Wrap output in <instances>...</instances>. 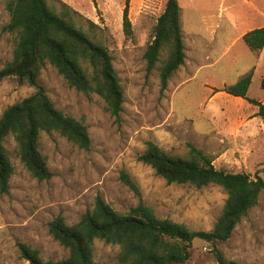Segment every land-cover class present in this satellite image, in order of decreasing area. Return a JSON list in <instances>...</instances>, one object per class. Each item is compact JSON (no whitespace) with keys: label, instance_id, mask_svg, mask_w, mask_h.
I'll list each match as a JSON object with an SVG mask.
<instances>
[{"label":"rangeland","instance_id":"obj_1","mask_svg":"<svg viewBox=\"0 0 264 264\" xmlns=\"http://www.w3.org/2000/svg\"><path fill=\"white\" fill-rule=\"evenodd\" d=\"M178 2L187 59L162 90L159 68L167 52L149 74L144 55L167 0H129L131 36L123 25L126 0H49L58 13L61 3L77 11L75 26L109 50L125 102L116 121L101 97L70 88L53 66H46L38 84L58 110L88 127L92 144L84 150L58 132H43L40 148L53 176L38 181L21 163L14 140L8 139L15 175L10 193L0 194V264H30L20 257L18 242L39 251L45 261L67 257L49 224L58 216L69 225L77 223L99 195L121 214L142 202L159 219L192 231L212 230L223 212L225 191L217 185L168 184L139 161L147 142L182 157L194 146L210 156L217 169L231 173L254 176L264 169V123L258 108L227 94L229 87L254 72L247 97L264 104V49L253 53L242 39L243 33L264 27V0ZM9 22L6 0H0V71L14 55L15 39L5 31ZM35 92L36 87L15 79L0 80V117ZM122 173L131 177L140 195L123 182ZM96 247L97 261L115 262L117 247ZM219 249L229 260L264 264V192ZM185 264L218 263L208 244L195 241Z\"/></svg>","mask_w":264,"mask_h":264},{"label":"trees","instance_id":"obj_2","mask_svg":"<svg viewBox=\"0 0 264 264\" xmlns=\"http://www.w3.org/2000/svg\"><path fill=\"white\" fill-rule=\"evenodd\" d=\"M128 5L126 0L123 25L127 36H131ZM6 9L10 22L5 31L14 37L15 47L13 59L0 71V80L15 79L20 85L36 87V92L8 107L0 117V194L10 193L15 175L6 146L9 138L15 142L21 163L38 181L50 180L53 176L40 148L43 132H58L84 150L91 147L88 127L58 110L45 88L38 84L48 64L64 77L70 88L101 97L116 121L120 120L125 102L113 57L103 44L75 26L73 18L79 16L77 11L61 3L58 13L49 0H6ZM242 39L250 51L261 53L264 27L248 32ZM164 51L167 57L159 68L162 90L167 89L187 59L178 0H167L157 20L153 40L144 55L148 74L156 69ZM253 76L254 72H250L242 77L227 89V94L256 106L257 115L264 123V104L247 97ZM261 87L264 89V78ZM139 161L150 166L168 184L197 188L220 186L227 199L212 230L192 231L169 219H159L142 202L121 214L99 195L93 209L77 223L69 225L63 216H58L49 224L51 235L67 250V257L45 261L39 251L18 242L20 257L30 264H102L96 259V245L104 243L119 250L113 264H185L190 259L193 243L202 241L212 248L218 264H244L227 259L219 245L230 240L236 227L258 206L264 192V169L254 176L231 173L217 169L212 158L194 146L182 157L167 153L154 142H147ZM121 179L140 195L128 174L122 173Z\"/></svg>","mask_w":264,"mask_h":264},{"label":"crops","instance_id":"obj_3","mask_svg":"<svg viewBox=\"0 0 264 264\" xmlns=\"http://www.w3.org/2000/svg\"><path fill=\"white\" fill-rule=\"evenodd\" d=\"M259 28H263V27H259ZM259 28H256V29H259ZM253 30H255V29H252L251 31H253ZM248 32H250V31H248ZM247 32V33H248ZM247 33H243L242 35L244 36L245 34H247Z\"/></svg>","mask_w":264,"mask_h":264}]
</instances>
